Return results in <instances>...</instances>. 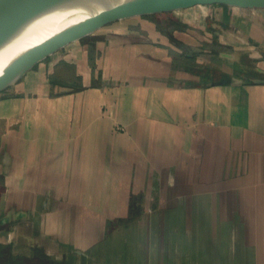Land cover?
<instances>
[{"label": "crops", "instance_id": "crops-1", "mask_svg": "<svg viewBox=\"0 0 264 264\" xmlns=\"http://www.w3.org/2000/svg\"><path fill=\"white\" fill-rule=\"evenodd\" d=\"M197 10L104 24L0 89L14 255L264 264V6Z\"/></svg>", "mask_w": 264, "mask_h": 264}, {"label": "bare ground", "instance_id": "bare-ground-1", "mask_svg": "<svg viewBox=\"0 0 264 264\" xmlns=\"http://www.w3.org/2000/svg\"><path fill=\"white\" fill-rule=\"evenodd\" d=\"M123 1L126 0H2L0 37L4 33L6 15L14 22L12 35L20 31L19 34L25 33V37L9 44L0 53V86L13 83L19 76L22 65L40 56L50 39ZM53 14H58V17L37 32ZM30 38L32 39L19 47ZM16 49V53H12Z\"/></svg>", "mask_w": 264, "mask_h": 264}, {"label": "water", "instance_id": "water-1", "mask_svg": "<svg viewBox=\"0 0 264 264\" xmlns=\"http://www.w3.org/2000/svg\"><path fill=\"white\" fill-rule=\"evenodd\" d=\"M2 0H0L1 2ZM224 4L239 7L264 6V0H126L118 3L100 13L73 25L66 31L50 39L45 45L43 53L22 65L19 76L31 67L35 62L49 55L56 49L74 41L94 29L117 20L121 17L156 10L187 7L193 4ZM18 76V77H19ZM17 77V78H18ZM7 85L0 86V89Z\"/></svg>", "mask_w": 264, "mask_h": 264}, {"label": "rangeland", "instance_id": "rangeland-1", "mask_svg": "<svg viewBox=\"0 0 264 264\" xmlns=\"http://www.w3.org/2000/svg\"><path fill=\"white\" fill-rule=\"evenodd\" d=\"M205 6H207V4H193V5H190V6H187V7H181V8L179 7V8H170V9H164V10H156V11H151V12L136 13V14H132V15L121 17V18H119L117 20H114V21H111L109 23H112V22H115V21H118V20L125 21L126 19H128V20H133L134 24L139 25L141 23V21H145L144 22L145 24L154 23L156 25V27L164 28L165 31L167 32V34L170 35L173 32V30H181V31L186 30V25H188V24H184L180 20H177L176 17L183 15V13H185V11H195V10H197V8L200 7L202 9ZM201 11L202 10H199V12H201ZM56 17H58V14H53L51 17H49L38 28L37 32L42 31V29L44 27H46ZM4 19H5L4 33L0 37V41L3 38L2 42H0V53L9 44H11V43H13V42H15L17 40H21L22 38L25 37L24 36L25 33L19 34L20 31L17 32L16 34L12 35L14 22L11 21V19H10V17L8 15H6L4 17ZM25 31H27V30H25ZM31 39L32 38H30V39L24 41L23 43H21V45H19V47L23 46L26 42H28ZM17 49L14 52H12V53H16ZM9 54H11V53H9ZM25 196H29V195H25ZM138 200H139V195L135 194V195L129 196V198H128V207L130 205H133V203L137 202ZM123 212L128 213V216H129V214H135L136 210L130 211V209L127 208ZM2 233H5V234H2ZM1 234L2 235H6V236H2ZM8 234H14L12 226H10L9 228H8L7 225H5V228L3 226L0 227V235H1L0 236V243L6 244L8 246L10 244L12 246V243L4 241V237L7 238Z\"/></svg>", "mask_w": 264, "mask_h": 264}, {"label": "trees", "instance_id": "trees-1", "mask_svg": "<svg viewBox=\"0 0 264 264\" xmlns=\"http://www.w3.org/2000/svg\"><path fill=\"white\" fill-rule=\"evenodd\" d=\"M13 246L0 243V264H48L42 253L35 251L32 257L14 255Z\"/></svg>", "mask_w": 264, "mask_h": 264}]
</instances>
